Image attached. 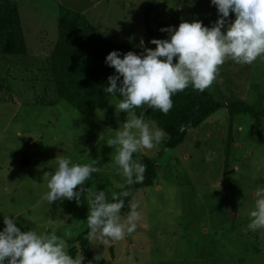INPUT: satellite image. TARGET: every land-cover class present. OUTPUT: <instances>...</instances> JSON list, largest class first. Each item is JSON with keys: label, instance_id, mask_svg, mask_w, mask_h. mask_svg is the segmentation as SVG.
Returning <instances> with one entry per match:
<instances>
[{"label": "rangeland", "instance_id": "374dc122", "mask_svg": "<svg viewBox=\"0 0 264 264\" xmlns=\"http://www.w3.org/2000/svg\"><path fill=\"white\" fill-rule=\"evenodd\" d=\"M155 1L149 22L157 39H168L161 28H178L182 21L198 20L210 28L218 19L211 0ZM19 3L23 9H32L21 20L30 46L45 44L56 36V20L64 8L80 13L105 38L115 34L117 41L142 50L155 49L144 35L143 14L150 0ZM5 64L10 68L6 73L0 68V231L5 227L4 216H9L22 232L55 231L67 240L68 250L87 227V193L81 195L79 205L75 200L49 204L42 199L48 191L47 174L58 167L57 156L80 165L95 161L101 171L84 187L93 192L103 190L110 201L111 194L127 183L117 174L112 163L115 149L107 140L115 138L127 114L119 112L115 106L120 101L110 96L90 116L81 115L56 100L51 86L43 85L50 77L49 70L31 76L20 66H9L7 59ZM19 80L25 83L19 84ZM215 86L221 92L217 100L242 101L261 114L264 58L250 65L226 60L206 90L211 93ZM8 90L12 92L6 93ZM145 122L157 129L153 122ZM229 122L226 111L220 110L199 130L189 132L176 150L162 146L165 135L152 150L134 153L156 161V181L132 199L138 202L140 213L134 233L107 244L91 241L94 255L104 261L97 264H264V233L248 228L255 193L264 187V117L235 115L230 150ZM197 141L201 142L198 147ZM65 232L72 235L65 237ZM82 264L91 263L83 259Z\"/></svg>", "mask_w": 264, "mask_h": 264}, {"label": "clouds", "instance_id": "9594fccd", "mask_svg": "<svg viewBox=\"0 0 264 264\" xmlns=\"http://www.w3.org/2000/svg\"><path fill=\"white\" fill-rule=\"evenodd\" d=\"M217 8L218 19L212 27L196 20L182 21L178 28H161L168 39H152L155 49L145 47L140 55L133 51L121 54L111 51L105 63L115 69L108 77L104 91L123 99L115 106L127 114L126 121L107 145L115 149L112 163L117 174L126 178L127 185L143 183L146 165L133 159L140 150H152L165 136L163 130L150 128L144 121L146 110H159L167 115L173 108L172 96L191 85L193 90L204 92L215 82L220 67L226 60L250 65L264 58V0H211ZM230 13L235 19H230ZM174 58L175 61L174 62ZM119 82V83H118ZM146 106V108H145ZM145 112L136 115L135 109ZM179 131H185L180 126ZM58 167L49 176L47 193L42 197L49 204L55 201L75 200L87 193L86 219L88 241H121L130 236L140 220L138 202L129 204V212L122 219L123 197L131 192L111 194L109 202L103 190L93 192L85 188L86 181L101 171L92 164H73L69 158L57 156ZM123 187V186H121ZM79 190H76V189ZM254 210L250 212L248 228L264 233V187L255 193ZM4 229L0 231V264H82L83 257L73 258L66 250L67 240L51 233L34 230L22 232L15 219L4 216ZM70 237L71 232H65Z\"/></svg>", "mask_w": 264, "mask_h": 264}, {"label": "trees", "instance_id": "16d2710c", "mask_svg": "<svg viewBox=\"0 0 264 264\" xmlns=\"http://www.w3.org/2000/svg\"><path fill=\"white\" fill-rule=\"evenodd\" d=\"M19 1L0 0V68H3L5 73L9 72L10 68L5 64V59L10 64L9 66H20L31 76L34 75V72L41 74L43 71L49 70L50 77L47 80L44 79L43 85L51 86L56 100L64 101L84 116L93 114L110 96L116 97L119 101L123 99L119 93L113 95L104 91V88L108 86V77L116 74L115 69L105 63V59L111 51H118L121 54L120 58H123V54L128 51L140 55L143 50L139 46L117 41L115 34H113L114 37L105 38L98 28L94 27L80 13L61 8L56 20V36L45 44L39 42L37 46L45 49H34L37 46H30L27 43L26 33L21 27V20L32 9H23V5L20 6ZM155 4V0H150L143 14L144 35L148 42L157 39L149 22V16L155 10ZM230 19H235L234 13H230ZM154 46L156 47V45ZM35 59L36 61H34ZM174 62H176L175 58ZM31 71L32 74L29 73ZM21 82L25 83L24 80L18 81L19 84ZM11 92L8 90L6 93ZM220 93L217 86L210 93L208 90L195 91L190 85L183 92L172 96L173 108L167 115L153 109H148L145 112L144 109L137 108L134 111L137 116L141 112H145L144 121H151L157 128L164 131L166 140L162 142V146L165 149L176 150L185 142L189 132L199 130L198 128L202 127L201 125L209 117L220 110H225L231 121L227 135V149H229V142L232 141L230 129L233 117L235 115L264 117V110L259 114L245 102L217 100L216 95L220 96ZM180 126H184L185 131H179ZM205 136L204 142L207 137ZM204 142L202 140V144ZM199 145H201L200 141L195 142L196 147ZM133 159H138L147 166L144 174L145 179L143 183L126 184L123 188L116 190L115 193L131 192L129 197L122 198L124 199V208L121 209L120 215L123 217L128 214L129 204L135 194L139 190L154 185L158 171V164L149 157L133 154ZM87 232L88 228L85 227L76 237L74 245L67 250L68 254L73 258L80 255L91 264L104 262L103 259L94 255L91 242L86 239ZM112 248L113 244L110 242L111 253H113Z\"/></svg>", "mask_w": 264, "mask_h": 264}]
</instances>
